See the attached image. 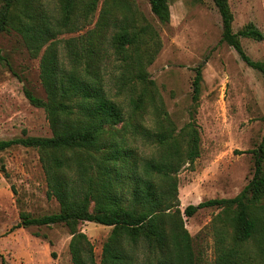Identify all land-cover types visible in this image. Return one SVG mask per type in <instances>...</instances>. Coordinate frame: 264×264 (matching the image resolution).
<instances>
[{
	"label": "trees",
	"instance_id": "obj_1",
	"mask_svg": "<svg viewBox=\"0 0 264 264\" xmlns=\"http://www.w3.org/2000/svg\"><path fill=\"white\" fill-rule=\"evenodd\" d=\"M54 1L52 8L45 0H0V34L16 32L33 58L41 56L40 79L47 97L43 100L29 90L26 97L46 111L53 133L50 138L1 141L0 151L16 145L39 149L50 196L61 205L59 213L42 218L23 215L24 224H65L72 235L74 264H97L91 242L79 230L82 222L113 228L101 264H195L175 175L201 156V138L195 113L178 135L166 112L159 117L164 104L147 71L162 46L159 32L150 24L141 25L130 3L118 1L107 3L95 30L61 41L60 36L84 27L100 0ZM214 3L222 18L221 42L264 74V64L253 61L242 44V39L264 42V33L253 24L235 33L229 0ZM150 4L160 23L169 24L170 0ZM111 26L116 32L109 39ZM58 42H64L62 52ZM111 62L117 66H109ZM116 71L120 76H114ZM202 81L199 67L194 112ZM149 109L158 114L156 129L145 122ZM131 138L157 145L160 152L143 157L130 145ZM255 157L254 177L240 195L185 210L193 217L202 209L223 208L218 264H264V144ZM229 228L232 242L226 246L224 231Z\"/></svg>",
	"mask_w": 264,
	"mask_h": 264
},
{
	"label": "rangeland",
	"instance_id": "obj_2",
	"mask_svg": "<svg viewBox=\"0 0 264 264\" xmlns=\"http://www.w3.org/2000/svg\"><path fill=\"white\" fill-rule=\"evenodd\" d=\"M118 1L130 3L138 22L150 24L159 32L162 46L147 69L164 104L159 117L166 112L178 135L193 122L195 113L201 156L175 175L179 209L191 236L194 263L218 264L219 239L223 236L218 218L223 208L202 209L193 217H187L185 210L213 199L236 198L253 179L255 150L264 144V74L249 67L234 48L221 42L223 24L214 0H170L171 21L167 25L153 14L150 0H100L79 32L64 34L59 40L95 30L107 3ZM45 2L55 7L54 0ZM229 3L235 33L249 24L264 33V0ZM115 32L111 26L106 38ZM242 44L253 61L264 64V42L242 39ZM63 45L58 42L59 52ZM40 61L41 56H31L19 34H0V142L53 135L46 111L33 106L26 97V90L43 100L47 97L40 79ZM113 65L117 63L109 66ZM199 67L203 81L194 112L193 90ZM114 76H120L119 71ZM157 115L151 109L144 115L150 128L156 129ZM129 142L143 157H156L160 152L157 145L140 140L135 143L133 138ZM49 192L39 149L16 145L0 151V264H74L72 235L65 224H24L23 215L42 218L60 212L59 201ZM79 230L88 237L96 263L101 264L113 228L82 222ZM231 233L232 228L224 231L226 246L231 245Z\"/></svg>",
	"mask_w": 264,
	"mask_h": 264
}]
</instances>
